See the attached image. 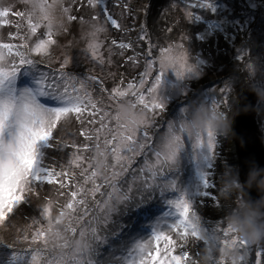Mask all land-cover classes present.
Returning a JSON list of instances; mask_svg holds the SVG:
<instances>
[{
  "label": "rangeland",
  "instance_id": "1",
  "mask_svg": "<svg viewBox=\"0 0 264 264\" xmlns=\"http://www.w3.org/2000/svg\"><path fill=\"white\" fill-rule=\"evenodd\" d=\"M193 1L176 2L180 9L173 10L181 16L176 21L177 27L160 44L152 46L145 39L142 17L137 18L138 28L134 25L132 9L140 7L142 0H99V4L95 0L91 4L88 0H0V11L7 13L0 17V72L15 71L13 75L0 77V102L12 113L0 133V149L5 159L17 149L18 133L25 122L18 120L17 112H23L25 105L47 114L65 105L62 95L65 88L68 92L76 88L80 95L87 92L97 106V116L89 115L92 111L89 108L79 120L74 114L62 118L53 130V137L38 143L34 171L50 168L60 173L59 179L65 181V187L44 180L32 182L26 174L21 178L31 191L25 190V199L15 205L6 220L0 216V264H90L95 256L104 260V264H141L142 259L145 264H151L147 252L159 247L163 257L164 247L163 238L155 241L154 233L175 241L173 255L189 252L188 261L181 264H257V260L264 264V247L238 236L229 223L230 216L242 210L237 201L227 200L228 218L209 217L215 208L212 197L218 196L219 185L226 186L224 198L234 193L232 183L237 167L235 164L236 170L231 171V151L227 154L217 150V140L221 142L225 138L228 146L233 131L218 130L210 121L202 120L207 115L228 119L240 93L237 81L224 74L229 68L216 69L211 59L207 60L217 55L208 49L218 41L219 31L214 29L224 30L225 38L231 33L239 36L240 40L229 37V53L232 59L240 60L239 66L247 64L250 69L247 81L257 89L259 81L253 82L259 73V58L247 56L242 39L248 35L255 16L264 14V0H245V8L247 4L252 8L248 13L243 4L235 5L238 0L226 8L227 12L210 5L215 0ZM106 9L119 28L104 17ZM143 17L147 18L145 14ZM129 30L135 40L130 47L133 39H129ZM119 41L125 47H119ZM138 42H143L145 49ZM199 44L205 47L204 52ZM149 49H152L151 67L146 59ZM19 53L34 62L20 64ZM187 67L193 71H186ZM159 68L164 75L157 94L150 96L146 89ZM62 73L75 79H66ZM80 81L86 87H81ZM139 95L144 96L146 103L161 100L164 110L155 113L143 110ZM101 119L104 127H100ZM89 120L94 123L89 124ZM144 128L152 137L149 143L155 141L152 153L136 155L121 150L124 158L116 160V153L111 150L116 144L113 136L119 139L131 133L138 137ZM209 133L216 140L213 150L207 146ZM172 134L181 135L182 139V147L173 160L168 159L169 152L164 146L171 141ZM198 140L202 142L199 146ZM145 182L138 197L146 195L143 199L148 201H143L140 208L137 207L140 204L135 206L137 212L130 219L125 237H121L114 220L118 211L128 206L130 198L137 200L133 197L136 189ZM171 188L178 193L171 192ZM72 191L78 193L75 198ZM105 192L111 196L102 195ZM181 197L195 212L187 218L186 234L169 227L180 219L172 202ZM69 202L72 209L66 207ZM139 214L143 215L141 221L135 220ZM93 216L99 220L94 221ZM82 225L87 228L81 229ZM224 230L230 233L227 237ZM117 232L118 243L104 254L103 240ZM37 233L41 234L37 236ZM233 237L246 242L247 252ZM225 248L236 254L226 259ZM193 250L194 254L201 251L207 259L195 262L190 256Z\"/></svg>",
  "mask_w": 264,
  "mask_h": 264
},
{
  "label": "snow or ice",
  "instance_id": "2",
  "mask_svg": "<svg viewBox=\"0 0 264 264\" xmlns=\"http://www.w3.org/2000/svg\"><path fill=\"white\" fill-rule=\"evenodd\" d=\"M89 4L93 3L94 0H88ZM96 3L99 4V0H95ZM7 15L6 12L0 11V17ZM104 17L115 27L119 28V24L112 19L111 15L108 13L106 9L104 12ZM95 18V17H94ZM70 19L75 20L76 17L70 16ZM54 43V41H53ZM115 43V41H113ZM4 47H9L8 45H4ZM121 48L125 47V45L121 44ZM164 49H161L162 52ZM152 49H149V52L146 53V59L149 61V67H151V53ZM46 52V51H45ZM37 53H40L37 51ZM20 55V64H32L34 61L31 59L25 58L23 53H19ZM65 64L67 61L64 62ZM16 70L17 68H13ZM186 71L191 72L193 69L191 67H187ZM15 71H11L10 73L0 72V77H8L13 75ZM148 73H145L147 75ZM182 73H178L181 75ZM62 75L66 79H75L74 77H68L66 73H62ZM164 73L161 68L158 69L157 73L154 76V81L152 82L151 86L146 89V91L150 94V96H154L157 94L159 85L161 83L162 77ZM95 79V78H94ZM141 84H143V78H141ZM81 87H86L84 81H80ZM132 87V85H129ZM119 93V92H118ZM63 97L65 98V105L62 107H56L47 114L40 111L38 108L35 107H28L27 105L24 106L23 112H17L18 120L25 121L21 123V130L18 133L17 138V149L12 154V156L5 159L2 149H0V216L6 220L9 214L12 213L13 208L17 203L25 199V190L31 191L29 184L21 182V178L26 174L28 180L32 182H38L40 180H44L46 183H58L60 187H65V181L59 179L61 176L60 173L55 172L54 170L47 168L43 172L39 170L34 171L36 163H37V145L40 141H46L53 137V130L57 127V123L61 121L62 118H67L70 115H75V117L79 120L85 113V111L89 108L92 109L89 112V115L95 117L97 116V106L91 102V98L88 97L87 92L83 95L79 94V89L73 88L72 92H68L67 88H65L64 92L62 93ZM138 102L142 105L143 110L150 111L155 113L157 110H164V104L161 100L158 99L157 102L146 103L145 98L143 95H139ZM217 106H219L217 104ZM11 111L7 108L3 102H0V133H2L3 129L6 127L7 121L11 115ZM89 124L94 123L93 120L88 121ZM100 127H104L103 120H100ZM154 127V125H153ZM171 129V125L169 126ZM181 130L183 128L181 126ZM99 131V129H97ZM81 135L84 136L85 133L82 131ZM87 139L91 140V136H87ZM113 140H116V144L111 148V150L116 153V160L120 161L124 157L121 156V150L126 153H133L136 155L142 154H151L154 150L155 141L151 144L149 143L152 140V137L149 135V132L146 128L141 129L139 131V136L132 135L128 133L126 136H120L117 139L116 136H113ZM107 144L109 142L105 140ZM215 137L209 133L208 134V141L207 146L210 150L215 148ZM202 144L201 141L198 140L197 146ZM165 148L168 149L169 156L168 159L173 160L175 158L176 152L182 147V139L181 135L172 134V139L169 143L164 145ZM87 148V146H85ZM156 155L159 156L160 153L156 152ZM79 159V157H77ZM143 171V169H141ZM115 175V173L113 174ZM92 177H95V173L92 172ZM145 184L140 185L137 187L136 190H139ZM110 187H114V185L110 184ZM97 190L96 187L92 189L93 192ZM77 191H72L71 196L75 198L77 196ZM102 195L111 196V193L105 192ZM128 196L125 194L124 199H127ZM83 203V201H81ZM179 213L180 219L174 225H170L174 229H181V234H186L188 222V216L195 215V212L192 209V206L186 201L183 197L179 200L172 202ZM67 208L72 209L73 204L69 202L66 205ZM111 210V209H110ZM94 221H98L99 218L93 216ZM85 224L90 227L88 221ZM87 228L85 225L81 226V229ZM73 230H77L73 227ZM41 233H37L39 236ZM228 230H224V235L227 237L229 235ZM194 236H198L197 233L193 232ZM163 238L164 240V247H163V257L161 256V249L157 247L155 251L147 252V257L151 260V264H181L182 260H187L188 253L185 252L182 255H173V245L175 241H173L170 237L164 236L160 233H154L153 239L159 242ZM234 241L238 243L244 252H247V244L244 241H240L238 238L233 237ZM141 251L143 249L141 248ZM243 259V257H242ZM141 264H145V260L142 259ZM257 264H260L259 260H257Z\"/></svg>",
  "mask_w": 264,
  "mask_h": 264
},
{
  "label": "trees",
  "instance_id": "3",
  "mask_svg": "<svg viewBox=\"0 0 264 264\" xmlns=\"http://www.w3.org/2000/svg\"><path fill=\"white\" fill-rule=\"evenodd\" d=\"M177 1H179V0H173V2H175V3ZM233 1L234 0H215V4L212 3L210 5L217 6V8L219 10L225 12L226 8L227 7L229 8V6L232 5ZM191 2L195 3L193 0H191ZM175 3H172L169 0H167V1H165V0H142V4L140 7L133 6L132 12L135 13V24L134 25L136 28H138L139 25H137L138 24L137 18L142 17V22H140V23H142L144 25V28L146 31L145 39L148 40V42L151 43L152 46H156L157 44H160V42L162 40L166 39L168 37V35L172 34L171 33L172 29L175 30V27H177L176 21H179L181 19L180 18L181 16H178L177 12L175 10H173V8H176L178 10L180 9V5L178 3H176V4ZM239 3L244 5L243 9H246V13L252 12V8H250L251 7L250 4H247L246 8H245V0H238V2L235 3V5L238 6ZM182 4H185V2H182ZM144 14L147 16L146 19L143 17ZM235 19H237V16ZM235 21L237 22V20H235ZM253 21L254 22H253L252 26H250L248 35L243 37V39H242L243 40V46L242 47L246 50V54L249 58H259V73L256 75V78H255L253 83H255L256 81H259V83H264V14L260 12L259 16H255ZM236 22H234V25H236ZM178 27H179V29L176 30L177 35L180 34V24ZM214 30L219 31V33H217L218 41H217V43H213L210 47H208V49L213 50L214 53H216L217 55L214 56L213 58H207V60L210 61V59H211L212 63L215 64L216 69H219L221 67L222 68L225 67V68H223L225 71L227 68H229V71H225L224 74L230 75L232 77V79H234L233 81H237V83L239 85L238 86L239 91H241L242 89H245V88H252L254 90V92L256 93L257 103H256V107H255V110H256L255 120L257 123V127H258L260 137L263 138V146H264V124H263V122H264V92H260L259 90L255 89L254 85L250 84V82L247 81V79H248V73L247 72L250 71L249 68L247 69V64L246 65L242 64L239 66L238 61H240V60H238V58L232 59V57L229 53V49H228L229 37H232L233 39L240 40L239 36L237 37L231 33L230 35H228L227 38H225L224 30L223 31L221 29H214ZM131 31L132 30H129V33ZM133 38H134V34L131 32V37L129 39H133ZM134 42H135V40L133 39L132 43H130L128 45V47H130ZM138 43H139V45H141L143 47V49H145V44L143 42H138ZM199 45H200L201 51H203L205 49V47L203 46V44H199ZM201 51H200V53H201ZM126 52H128V51H126ZM227 53H228V55H227ZM244 62H245V58H244ZM233 68H235V69H233ZM241 77L243 78V81H242ZM249 79H252V78L250 77ZM258 92H259V94H258ZM235 107H236V105L234 106V111L230 113L229 118H228L229 126L227 129L229 132L233 131V118H234ZM216 132L218 135V131H216ZM220 143H222L221 147H220ZM217 147H218L217 150L221 149L225 152L227 151V154H228V151H231L230 153H231V156L233 158H232V165H231L232 167H230V168L232 169L231 171L236 170L235 169L236 156H235V151H234L233 139L231 142L229 140L228 146L226 145V139L225 138L223 140H221V142L219 140H217ZM226 147H228L227 150H226ZM215 163L219 164V160L217 162L215 160ZM213 166L215 169L217 168L215 166V164ZM195 167L198 168L196 165H195ZM236 167H237V165H236ZM211 173L214 174L215 172H211ZM181 180H182V178H181ZM233 181L234 182L232 184H234V188L233 187L232 188L234 190V193L230 194V196H227L226 198H224V196H223L226 186L221 184L217 187V189H219L220 192L218 193L217 197L214 195L212 197L214 200L215 208L213 210H211V215L209 216L210 218L212 217L213 219L214 218L226 219L229 217L227 210L230 208H229V204H228L227 200L237 201L239 203V205L241 206V209L243 208V204L241 203V201H240L241 198L239 196L240 195V184L238 182L237 175H235V179ZM182 189H183V187H182ZM230 191L232 192V189H230ZM142 192H143V190H136V192H135L136 195L133 197H136L137 200L134 201L133 199L130 198V203H128V206L126 208L118 211V215L116 216V219L114 220V225L116 227L118 226L117 229H118L121 237L122 236L125 237V234H126L128 228L130 227L129 225L131 224L130 219L133 218L134 217L133 214L135 212H137L136 208L137 207L140 208L143 201H148V199H143V198H147L146 195L140 196L141 198L138 197L139 193H142ZM171 192L178 193V190L175 188H171ZM217 203H219V204L217 205ZM137 204H140V205L135 207ZM156 204H158V203L155 202V206H156ZM135 220H137V221L143 220V215L142 214L136 215ZM120 236H118V232H117L114 236L106 237L105 240H103V247L102 248H103L104 254H106L107 251H109L115 247L116 241L118 243ZM260 245H261V248L264 247V242H261ZM182 246H184V245H182ZM200 252L201 251L198 250L194 254V250L191 251L190 256L195 259V262L197 260L199 262V261H202L203 259H207V255H201ZM188 257H189V252H188ZM191 257H190V259L192 260ZM182 261H184V260H182ZM186 261H188V258ZM91 263L92 264L93 263L94 264H104L105 262H104V260L102 261L101 258L98 259L95 256L94 259L92 258V260H90V264Z\"/></svg>",
  "mask_w": 264,
  "mask_h": 264
},
{
  "label": "water",
  "instance_id": "4",
  "mask_svg": "<svg viewBox=\"0 0 264 264\" xmlns=\"http://www.w3.org/2000/svg\"><path fill=\"white\" fill-rule=\"evenodd\" d=\"M256 103L254 90L242 89L233 118V145L243 204L250 199L255 202L264 195L256 187L257 183L264 182V146L255 120Z\"/></svg>",
  "mask_w": 264,
  "mask_h": 264
},
{
  "label": "clouds",
  "instance_id": "5",
  "mask_svg": "<svg viewBox=\"0 0 264 264\" xmlns=\"http://www.w3.org/2000/svg\"><path fill=\"white\" fill-rule=\"evenodd\" d=\"M256 88L264 92V83H258ZM202 120L204 123L210 121L218 130L226 131L229 126L227 117L221 115L215 117L207 115L202 117ZM256 187L261 194H264V182L257 183ZM229 223L236 230L237 235L244 240L253 244L264 242V195L255 202L251 199L245 201L242 210L230 216ZM235 254L232 249L224 250L226 259H231Z\"/></svg>",
  "mask_w": 264,
  "mask_h": 264
},
{
  "label": "bare ground",
  "instance_id": "6",
  "mask_svg": "<svg viewBox=\"0 0 264 264\" xmlns=\"http://www.w3.org/2000/svg\"><path fill=\"white\" fill-rule=\"evenodd\" d=\"M122 0H119V2H121ZM118 44H119V47H120V45L122 44V41H119L118 42ZM54 81V80H53ZM50 85H52L53 87H54V84H50Z\"/></svg>",
  "mask_w": 264,
  "mask_h": 264
}]
</instances>
